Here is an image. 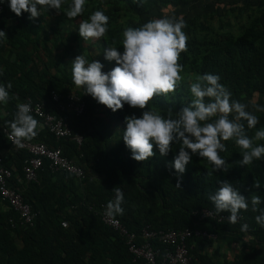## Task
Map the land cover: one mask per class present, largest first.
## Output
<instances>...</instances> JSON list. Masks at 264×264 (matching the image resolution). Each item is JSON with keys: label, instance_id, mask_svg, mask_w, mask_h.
<instances>
[{"label": "trees", "instance_id": "trees-1", "mask_svg": "<svg viewBox=\"0 0 264 264\" xmlns=\"http://www.w3.org/2000/svg\"><path fill=\"white\" fill-rule=\"evenodd\" d=\"M69 5L70 0H64L60 12L50 9L34 19L23 12L19 17L7 10L0 14V29L8 38L0 45V82L12 83L10 99L1 107L8 113L3 123L9 132L7 122L14 118L16 104L29 99L44 102L47 110L65 117L69 127L83 136L80 146L70 138L57 140L44 130L28 140L59 148L64 157L77 162L83 177L45 169L36 182H25L22 166L29 154L12 147L0 131V152L7 153L4 166L13 169L11 185L21 190L36 214L33 227H12L9 219L16 220V214L0 202V264H143L128 252L124 237L101 221L100 213L113 199L114 187L124 194V212L112 218L135 235L137 245L143 241V229L204 231L215 238L193 235L188 239L191 264H264V228L253 219L258 212L241 211L232 224L228 214H216L207 199L217 182L226 179L246 198L259 196L257 207L264 208V159L241 167L238 147L225 141L222 171H212L205 159L194 156L177 188L169 163L175 145L166 157L154 149L152 158L136 161L123 143L124 117L139 116L143 110L125 104L112 112L71 79V60L79 54L99 60L103 71L111 69L115 62L104 60L103 50L121 46L124 28L164 16L181 17L188 36L179 60L184 66L182 81L167 99L154 96L147 109L162 114L169 107L178 109L190 99L188 84L196 76L216 73L233 98L257 115L255 127H264V112L252 108L264 104V0H87L76 18L63 14ZM95 10L109 17L108 28L104 37L85 41L78 35V25ZM52 92L59 96L63 110L51 102ZM79 102L84 110L77 115L70 105ZM203 210L223 220L201 219ZM243 224L246 230H241ZM233 242L235 252L223 254L222 248ZM150 244L159 252L155 264H162L166 244L156 238Z\"/></svg>", "mask_w": 264, "mask_h": 264}, {"label": "clouds", "instance_id": "clouds-1", "mask_svg": "<svg viewBox=\"0 0 264 264\" xmlns=\"http://www.w3.org/2000/svg\"><path fill=\"white\" fill-rule=\"evenodd\" d=\"M63 2L0 0V5L7 3L9 10H5L17 17L23 12L27 13L28 19H34L50 9L60 12ZM86 4L87 0H70L63 14L68 18H76L83 13ZM108 23L109 17L105 12L95 10L87 20H81L78 35L85 41L102 38ZM185 27L181 17L164 16L150 19L138 27L124 28L121 46L105 47L103 50L104 60L115 62L108 71H103L104 64L99 60H89L82 54L71 60L72 83L82 88L83 93L90 95L98 104L112 112L125 104L143 110L139 116L132 114L124 117L125 127L121 138L130 151L131 159L144 161L152 158L156 154L154 149L161 157H166L172 151V146H176L169 163L177 178V188L186 166L194 156L205 159L212 171H222L226 165L221 155L225 151V141H232L238 147V163L241 167L264 159V127H255L259 123L257 115L249 110L248 105L233 98L232 92L220 83L221 77L216 73L196 76L188 84L190 99L178 109L169 107L163 114L147 109L154 96L167 99L182 81L184 66L179 60L181 53L186 51L188 36ZM6 39L7 32L0 29V45ZM11 88V82H0V113L6 112L1 107L8 103ZM252 108L255 112H264V104L252 105ZM32 111L30 101L17 103L14 118L7 122L9 139L17 147L22 148L24 141L31 140L38 133L39 122L31 114ZM252 129H255L254 134L249 136L248 131ZM2 152L5 150L0 154ZM217 183L215 191L207 196L216 214L227 213L228 222L234 224L241 211L250 208L252 212H258L253 218L255 223L264 228V208L257 207L261 204L259 196L246 198L239 188L226 179ZM253 186L258 187V184L254 183ZM112 190L114 197L104 209L105 215L109 217L124 212L122 190L119 187ZM14 221H17V216ZM247 227V224H243L241 230Z\"/></svg>", "mask_w": 264, "mask_h": 264}, {"label": "built area", "instance_id": "built-area-1", "mask_svg": "<svg viewBox=\"0 0 264 264\" xmlns=\"http://www.w3.org/2000/svg\"><path fill=\"white\" fill-rule=\"evenodd\" d=\"M9 10L7 3L0 5V14L5 10ZM51 102L56 103L57 107L63 110V106L59 105V96L52 92ZM31 102L32 115L39 122L38 131H47L53 135L57 140L62 138H70L78 146L83 142V136L74 132L69 127L67 119L65 117H58L46 109L44 102H33L26 100L24 102ZM74 112L79 115L84 110V104L79 102L78 105L73 106ZM8 113L1 111L0 113V131L6 136L9 144L18 149L24 150L29 154V157L24 161L22 166L23 180L25 182H36L39 173L45 169L51 173H67L80 179L83 177V171L77 162L72 161L64 157L59 148H49L44 143H33L24 141V146L17 147L9 139V131L2 122L7 117ZM7 154L2 152L0 154V202L5 203L6 206L12 210L16 216L17 221L9 220V223L19 226L22 229L31 227L34 222L35 213L31 211L29 204H27L23 197L22 192L17 186L11 185L13 178V169L4 166ZM22 183V180H19ZM105 209V208H104ZM100 218L105 226L112 228L117 231L118 234L126 240L128 252L134 257L135 260L140 259L143 264H155L159 252L155 250L150 241L155 238L158 239L162 244H166L165 252L163 254L162 264H191V258L189 255V247L187 245L188 239L194 236H201L203 238H215L213 234H208L204 231H194L184 229L181 231H166V232H149L146 229L141 230L140 238L143 240L140 245H137L135 241V235L130 234L127 230L122 227L118 220L105 215L104 210L100 213ZM201 219L213 218L217 219L218 222L223 220V217H216L212 212L203 210ZM239 220V219H237Z\"/></svg>", "mask_w": 264, "mask_h": 264}, {"label": "crops", "instance_id": "crops-1", "mask_svg": "<svg viewBox=\"0 0 264 264\" xmlns=\"http://www.w3.org/2000/svg\"><path fill=\"white\" fill-rule=\"evenodd\" d=\"M3 206V205H2ZM2 208V207H1ZM234 244H237V243H234L233 244H229V246L225 249V248H222V252L223 254L226 253L228 254V252H230L231 254H233L237 248V245H234ZM222 254V253H221ZM223 256V255H222ZM226 256V255H225Z\"/></svg>", "mask_w": 264, "mask_h": 264}, {"label": "rangeland", "instance_id": "rangeland-1", "mask_svg": "<svg viewBox=\"0 0 264 264\" xmlns=\"http://www.w3.org/2000/svg\"><path fill=\"white\" fill-rule=\"evenodd\" d=\"M160 15V14H159ZM161 16V15H160Z\"/></svg>", "mask_w": 264, "mask_h": 264}]
</instances>
